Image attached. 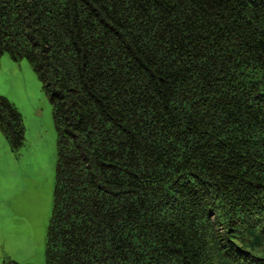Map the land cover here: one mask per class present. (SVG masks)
<instances>
[{
    "label": "trees",
    "instance_id": "trees-1",
    "mask_svg": "<svg viewBox=\"0 0 264 264\" xmlns=\"http://www.w3.org/2000/svg\"><path fill=\"white\" fill-rule=\"evenodd\" d=\"M5 53L53 106L48 264H264V0H0Z\"/></svg>",
    "mask_w": 264,
    "mask_h": 264
},
{
    "label": "rangeland",
    "instance_id": "rangeland-1",
    "mask_svg": "<svg viewBox=\"0 0 264 264\" xmlns=\"http://www.w3.org/2000/svg\"><path fill=\"white\" fill-rule=\"evenodd\" d=\"M0 97L16 107L25 129L15 150L0 126V264H48L57 163L53 106L33 64L8 53L0 56Z\"/></svg>",
    "mask_w": 264,
    "mask_h": 264
}]
</instances>
